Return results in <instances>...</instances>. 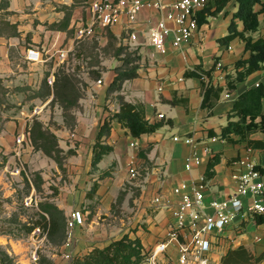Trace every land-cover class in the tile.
<instances>
[{
    "label": "crops",
    "instance_id": "obj_1",
    "mask_svg": "<svg viewBox=\"0 0 264 264\" xmlns=\"http://www.w3.org/2000/svg\"><path fill=\"white\" fill-rule=\"evenodd\" d=\"M92 1L0 0V86L4 89L0 93L4 99L0 107L6 109L0 131V153L12 154L8 164L15 160L28 162L32 153L42 154L35 150L28 132L34 120H38L56 136L62 154L68 158L63 170L52 159L50 166L49 163L42 166L45 180L56 177L49 190L54 192L52 203L64 214L65 238L55 243L46 234L40 238L32 233L28 241L0 236V242L15 257L16 264H39L32 260L39 248H44L41 252L46 253V264H71L64 253L71 251L75 260L125 236L139 238L144 251L158 249L168 241L170 228L175 224L174 210L180 199L174 189L184 183L189 186L199 183L216 156L219 162L214 167V176L207 179V204L236 190L234 176L240 160L253 161L264 178L263 149L250 148L246 142L232 144L220 139L238 96L264 82L263 68L237 83L234 90L228 88V82L237 76L236 63L250 56L240 39L228 47L220 44V39L229 34L238 10L237 0H231L218 15L209 16L191 43L179 49L168 44L169 52L165 55L157 52L148 39L150 26L161 19L159 11L144 8L138 23L131 27L125 16L104 27L94 24ZM260 19L263 21L264 17ZM91 25L94 36L78 40L77 27ZM242 26L239 22V27ZM132 31L138 34L137 42L130 39ZM252 36L264 39V27ZM122 46L138 52V76L125 81L120 92L110 93L109 87L125 56L119 59L115 51ZM32 49L41 53L39 61L28 60V51ZM62 53L65 61L59 58ZM218 62L224 65L223 70L216 69ZM60 68L79 78L77 88L82 96L78 103L54 99L53 85L48 80L55 79ZM197 70L210 75L206 79L185 77L187 71ZM96 75L100 78H95ZM46 80L50 86L47 93L43 85ZM99 80L102 84L97 83ZM207 85L222 89L219 98L210 95V108L202 106ZM228 92L232 99L226 98ZM119 97L142 106L146 119L161 127L137 138L121 123L112 121L111 131L102 139V144L112 151L94 166V146L100 128L106 119L120 111ZM174 100L178 103L173 104ZM64 108L72 110L74 125L68 123L72 121L66 118ZM160 114L164 118H159ZM23 132L27 133V140L18 146L16 138ZM187 138L195 143L188 144ZM250 139L264 142V133L252 134ZM195 150L202 163L187 171L186 160ZM131 166L137 169L135 178L130 176ZM10 169L4 165L0 174ZM157 197H161L162 204L154 203ZM74 212H81L85 223L70 231L68 222ZM242 227L240 231L234 224L215 238L210 255L214 260L221 261L229 250L243 246L255 257L263 256L259 264H264V224L258 225L251 219ZM68 241L70 247L65 246ZM177 257L176 245L170 244L157 262L178 264Z\"/></svg>",
    "mask_w": 264,
    "mask_h": 264
},
{
    "label": "trees",
    "instance_id": "obj_2",
    "mask_svg": "<svg viewBox=\"0 0 264 264\" xmlns=\"http://www.w3.org/2000/svg\"><path fill=\"white\" fill-rule=\"evenodd\" d=\"M231 0H210L208 6L197 14L199 26L207 23L209 16L218 15L222 12ZM238 10L233 16V20L229 26V34L220 39L222 46H229L235 39H240L245 43V50L250 53L249 58L242 59L236 63L237 76L234 81L228 82L229 90H234L236 84L243 82L251 74L264 68V39H255L252 34L260 31L264 27V0H237ZM257 7H260L257 9ZM239 22L242 23V28L239 27ZM113 37L110 35V40ZM115 55L120 59L121 55H125L122 60V65L117 69V76L109 87V92H120L125 81L135 79L138 76L140 56L138 52L130 51L127 47H120L115 51ZM62 69V70H60ZM55 75V82L52 86L55 94V100L61 103L70 102L78 103L82 96L77 85L79 80L76 77L69 75L63 68H60ZM210 73L202 70L187 71L185 77H209ZM95 78H100L96 75ZM44 90L50 92V86L47 80L43 83ZM4 89L0 86V93ZM43 91V90H42ZM44 93V92H43ZM222 93L221 88L214 89L207 85L202 106L210 108V95L219 98ZM121 109L118 113L106 119L100 128L97 142L94 146V166L100 159L109 154L112 148L102 144L104 136L111 131L112 121H117L122 126L128 128L134 137H141L145 134L156 132L161 124H151L145 117V111L142 106L134 105L119 97ZM4 103V99L0 97V105ZM178 103L177 100L173 104ZM72 110L64 108L66 118L70 117L74 125L75 117L71 114ZM72 123V124H71ZM29 137L36 151H41L48 157L52 158L61 165L59 155L62 150L58 146L56 136L38 120H34L30 128ZM264 133V82L256 87L247 89L234 102L232 112L229 114V122L222 129L220 139L232 144L246 142L250 148L263 149V141H255L250 139L252 134ZM212 135H214L212 133ZM63 155V154H62ZM219 162V157H214L208 165V171L205 177L210 179L214 176V167ZM95 189V187H94ZM93 189V190H94ZM255 222L258 225L264 224V215H257ZM65 217L61 210L54 204H46V207H41V217L34 223L31 228H28V233L34 232L39 228L48 239L52 241L58 238L59 243L65 238ZM150 252L144 251V247L139 238H130L125 236L122 239L114 241L104 248H96L90 254L72 261L71 264H142L146 261ZM7 256V254H5ZM263 260V256L255 257L245 247L241 246L237 249H231L222 258V264H259ZM5 258H0V264H6Z\"/></svg>",
    "mask_w": 264,
    "mask_h": 264
},
{
    "label": "built area",
    "instance_id": "obj_3",
    "mask_svg": "<svg viewBox=\"0 0 264 264\" xmlns=\"http://www.w3.org/2000/svg\"><path fill=\"white\" fill-rule=\"evenodd\" d=\"M210 0H175L170 3L167 0H93L91 9L94 12V24L110 27L118 23L122 16L127 18L129 27L138 23L139 16L144 8H152L160 12L161 19L151 25L148 30V39L154 49L160 54H167L169 47L181 48L184 44L191 43L195 33L199 30L197 14L206 8ZM94 36V25L89 27H77L76 37L83 40ZM132 42L138 41V34L134 31L130 34ZM28 60L36 62L41 59V53L32 49L28 51ZM60 60L65 61L64 53L60 54ZM217 70H223L221 62L216 64ZM204 76L203 79H206ZM55 82L54 77L48 80L50 85ZM98 84H102L99 80ZM259 85V84H258ZM257 85V86H258ZM227 99H232L231 93L226 94ZM159 118H164L163 114ZM27 133L18 134L16 144L23 146L27 140ZM217 141V138H212ZM188 144H194L192 138H187ZM134 146V144H132ZM206 150V149H205ZM202 160L196 150L186 160L185 169L192 171L200 166ZM236 190L225 198L216 199L210 204L205 202L207 182L203 178L193 186L181 184L174 189V194L179 197V203L174 210L175 224L171 226L168 241L158 249L149 253L144 264H158L159 255L165 254L170 244H175L178 251V264H222L214 260L210 255L215 238L222 235L227 228L236 224L240 231L247 220L255 221L258 215H264V178L257 165L250 159L237 162ZM245 168V170H244ZM130 176H137V169L131 166ZM157 205L162 204L161 197L154 199ZM85 218L81 212H74L68 222L69 230L76 225H84ZM39 228L33 234H40ZM72 237L69 232V238ZM70 247V241L65 243ZM64 258L73 261L71 251L63 254ZM32 260L36 263L39 256L35 252Z\"/></svg>",
    "mask_w": 264,
    "mask_h": 264
},
{
    "label": "rangeland",
    "instance_id": "obj_4",
    "mask_svg": "<svg viewBox=\"0 0 264 264\" xmlns=\"http://www.w3.org/2000/svg\"><path fill=\"white\" fill-rule=\"evenodd\" d=\"M77 79L79 80L78 77H76ZM5 111V108L0 107V131L4 125L5 115L3 113ZM41 153H32L28 162L15 160L12 164H8V158L12 154L3 155L0 153V169L4 165H9L11 168L0 174V236L2 238L7 236L15 241H28L30 234L33 233H28V228H31L40 219L41 207H46V204H53L51 197L54 192L50 191L49 188H53L52 181H55L56 177L50 176L49 179L45 180L42 174L44 170L42 166L44 164L46 166V163H49L50 166L51 161L49 159L52 158L47 155L44 156L43 152ZM59 158L61 159V165L52 160L63 170V165L66 164L68 159L67 155L61 154ZM62 174L64 176V173ZM64 179H66V176H64ZM38 235L42 238V235L45 234L41 230ZM52 241L59 243L58 238H54ZM43 249L39 248L36 251L39 256V261L36 263L46 264L44 258L46 253L41 252ZM0 258H5L7 260L6 264H16L15 257L7 251L6 246L2 245L1 242Z\"/></svg>",
    "mask_w": 264,
    "mask_h": 264
}]
</instances>
